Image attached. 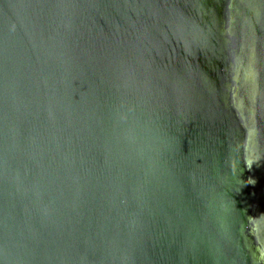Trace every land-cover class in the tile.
Here are the masks:
<instances>
[{"label":"water","instance_id":"1","mask_svg":"<svg viewBox=\"0 0 264 264\" xmlns=\"http://www.w3.org/2000/svg\"><path fill=\"white\" fill-rule=\"evenodd\" d=\"M0 264H264V0H0Z\"/></svg>","mask_w":264,"mask_h":264}]
</instances>
